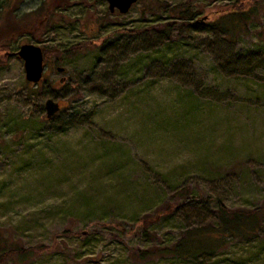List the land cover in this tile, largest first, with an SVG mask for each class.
<instances>
[{
	"label": "rangeland",
	"instance_id": "rangeland-1",
	"mask_svg": "<svg viewBox=\"0 0 264 264\" xmlns=\"http://www.w3.org/2000/svg\"><path fill=\"white\" fill-rule=\"evenodd\" d=\"M155 1L0 0L26 22L0 25V241L35 249L0 264H264L261 229L195 257L137 255L217 225L218 200L264 222V0L232 35L210 22L241 0H159L199 11L165 31ZM24 42L56 48L36 83Z\"/></svg>",
	"mask_w": 264,
	"mask_h": 264
},
{
	"label": "trees",
	"instance_id": "trees-1",
	"mask_svg": "<svg viewBox=\"0 0 264 264\" xmlns=\"http://www.w3.org/2000/svg\"><path fill=\"white\" fill-rule=\"evenodd\" d=\"M235 4L236 5H234L230 11L213 18L210 25L219 28L227 35L236 34L238 31H241L244 26H247L248 20H250L253 16H256V0H251V2L248 0H241ZM163 7L172 12L173 19L170 21H156L150 25L152 29L161 31L172 30L177 27L178 23L181 25H189L186 22L190 21L192 22L190 23L191 25L198 21L197 14L199 11L189 7L173 6L158 0L155 1L154 5H148L147 8L148 10L155 12V10L163 9ZM33 13L35 12L33 11ZM0 15L2 16L0 17V25L4 28L10 24L13 25V28L26 24V22L19 20L10 9L0 12ZM105 40L106 37H103L101 44H103ZM90 43H92L90 40L83 41L79 44L76 43L65 48L63 52H66V54H73L81 49H84L88 46L87 44ZM2 46L3 45L0 46V49H2ZM53 49L54 50L52 51L46 46L42 47L43 56L46 57V55H49L50 52L54 53L56 48ZM61 108L62 107L60 106V109ZM217 206L220 216V221L217 225L207 224L203 226H193L187 229L183 235L171 244L153 249H138V257H151L153 252H160L181 257H195L202 252H214L217 249L224 247L227 244V239L250 238L255 235L258 230H264V222L255 215L254 211H228L219 200L217 201ZM168 208H171L170 204H166L163 207L165 210L163 213H165ZM157 212L155 213V216H157ZM166 214L167 213L164 215ZM140 218L145 219V216ZM64 232L65 234H69L73 231L65 230ZM41 247L44 249V246ZM38 249L40 248H37V250ZM31 251H35V249L33 247H5V244H2L0 241V260L10 256L11 254H24Z\"/></svg>",
	"mask_w": 264,
	"mask_h": 264
},
{
	"label": "water",
	"instance_id": "water-1",
	"mask_svg": "<svg viewBox=\"0 0 264 264\" xmlns=\"http://www.w3.org/2000/svg\"><path fill=\"white\" fill-rule=\"evenodd\" d=\"M106 1L110 11L117 9L119 12L124 13L137 0ZM16 54L23 59L25 78L34 83L38 82L41 79L44 70L42 48L37 44L24 42L19 45ZM57 69L61 70L62 67L58 66ZM43 105L46 117H51L60 110L59 102L52 97H47L44 100Z\"/></svg>",
	"mask_w": 264,
	"mask_h": 264
}]
</instances>
